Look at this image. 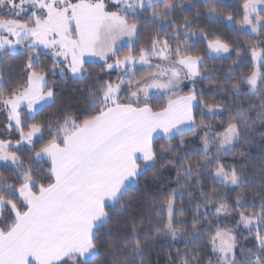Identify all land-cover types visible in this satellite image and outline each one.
<instances>
[{
  "label": "snow or ice",
  "instance_id": "6c2138e0",
  "mask_svg": "<svg viewBox=\"0 0 264 264\" xmlns=\"http://www.w3.org/2000/svg\"><path fill=\"white\" fill-rule=\"evenodd\" d=\"M0 166V264H264V0H0Z\"/></svg>",
  "mask_w": 264,
  "mask_h": 264
},
{
  "label": "trees",
  "instance_id": "16d2710c",
  "mask_svg": "<svg viewBox=\"0 0 264 264\" xmlns=\"http://www.w3.org/2000/svg\"><path fill=\"white\" fill-rule=\"evenodd\" d=\"M235 6H236L235 3H232V4H231V7H232V8H235ZM221 31H224L223 27H221ZM230 34H231V33H229V35H230ZM217 63H218V66H219V65H220V62H217ZM223 70H226V68H224ZM253 151H254V154H255V150H253ZM3 170H4V169H3V167L1 166V167H0V171H3Z\"/></svg>",
  "mask_w": 264,
  "mask_h": 264
},
{
  "label": "rangeland",
  "instance_id": "374dc122",
  "mask_svg": "<svg viewBox=\"0 0 264 264\" xmlns=\"http://www.w3.org/2000/svg\"><path fill=\"white\" fill-rule=\"evenodd\" d=\"M1 167V166H0Z\"/></svg>",
  "mask_w": 264,
  "mask_h": 264
}]
</instances>
